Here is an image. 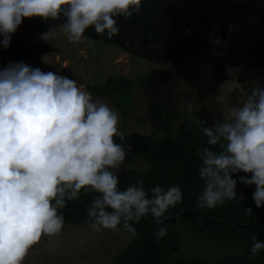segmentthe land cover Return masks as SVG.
Segmentation results:
<instances>
[{
    "label": "clouds",
    "instance_id": "obj_1",
    "mask_svg": "<svg viewBox=\"0 0 264 264\" xmlns=\"http://www.w3.org/2000/svg\"><path fill=\"white\" fill-rule=\"evenodd\" d=\"M141 5L142 0H0V47L9 48L23 19L33 17L63 18L60 33L48 28L39 34L45 42L62 33L68 43H78L90 27L111 40L119 34L117 18L139 14ZM210 42L219 45L221 38ZM185 108L190 114L192 103ZM119 122L116 111L74 78L23 60L0 68V264H23L42 237L59 235L65 219L60 210L82 191L92 194L86 222L94 232L123 228L135 239L139 233L131 222L151 215L160 226L156 240L167 235L166 213L183 193L179 185L159 184L149 192L142 178L119 187L132 151ZM198 130L208 146L201 153L203 188L195 207L212 210L243 200L238 183L254 186L251 198L257 208L264 206V86L252 87L211 124L200 118ZM252 212L246 207L245 215ZM251 241L249 253L257 258L264 241L255 235Z\"/></svg>",
    "mask_w": 264,
    "mask_h": 264
},
{
    "label": "trees",
    "instance_id": "obj_2",
    "mask_svg": "<svg viewBox=\"0 0 264 264\" xmlns=\"http://www.w3.org/2000/svg\"><path fill=\"white\" fill-rule=\"evenodd\" d=\"M262 0H142L139 14L125 19L117 18L119 34L111 40L97 35L90 27L84 37L101 40L117 46L130 55L148 60L158 66L170 64L186 67L191 55L210 51V60L217 57H231L230 52L213 53L215 37L221 42L227 34L228 25L246 19L251 9ZM60 21L44 22L39 17L24 18L19 26L27 36H39L48 28L60 26ZM236 78L239 83L247 84L264 78V42L246 41L237 48ZM57 52L49 43H32L14 33L10 47H0V68L6 64L23 60L43 71H55L54 66L44 60V55ZM235 63V62H231ZM57 73L66 75L64 69ZM134 81L124 75L107 77L101 84H89L91 93L107 98L121 111L123 117L131 106ZM158 122L147 134L130 132L125 134L132 145V152L147 165L146 169H126L120 173L119 187L142 178L146 190L159 184L161 186L179 185L182 202L169 208L164 221L167 235L159 241L153 233L160 227L148 215L134 224L139 235L130 241L125 249L115 257V264H264V251L257 258L249 253L255 235L264 241V206L257 208L251 198L254 186H237L243 200L226 202L222 207L212 210L197 209V196L203 188V180L198 176L201 153L206 138L199 132L200 115L186 110H174L160 103L149 104ZM183 120V121H181ZM122 131L123 129L120 128ZM243 174V173H241ZM235 178V177H234ZM91 195L81 192L79 199L68 201L60 210L64 224L84 225L86 209ZM246 207H251V215H245ZM194 220V223L192 222ZM177 225H189L197 238L204 242L214 241L228 252L212 262L207 255L176 254L182 244ZM120 231L127 233L120 229ZM128 234V233H127ZM129 235V234H128Z\"/></svg>",
    "mask_w": 264,
    "mask_h": 264
},
{
    "label": "rangeland",
    "instance_id": "obj_3",
    "mask_svg": "<svg viewBox=\"0 0 264 264\" xmlns=\"http://www.w3.org/2000/svg\"><path fill=\"white\" fill-rule=\"evenodd\" d=\"M53 31L60 33V27ZM15 33L32 43L54 45L57 52L44 55L45 62L54 66L56 72L64 69L67 76L74 78L82 89L89 92V84H101L110 76L124 75L133 80V97L125 118L107 98L90 92L119 114V127L125 134L150 132L158 122L151 112V103L186 110L185 105L191 102L192 112L211 124L214 117L227 114L232 106L240 104L252 87L257 84L264 86V78L247 84L239 83L236 78L240 56L237 48L246 41L264 42V0L254 5L245 20L229 24L224 40L217 46L216 53L229 51L234 60L216 55L210 60L212 55L207 51L191 55L186 67L158 66L136 58L115 45L86 37L72 44L62 33L49 42L43 41L40 35L27 36L19 27ZM146 167V163L131 151L121 171ZM177 229L181 233L182 244L176 254L209 255L212 262L217 263L222 255L230 251L229 246L232 250L231 245L221 248L214 241H202L189 225H177ZM129 241L130 236L120 230L96 233L88 224H64L59 235L42 237L29 250L23 264H115V257Z\"/></svg>",
    "mask_w": 264,
    "mask_h": 264
},
{
    "label": "water",
    "instance_id": "obj_4",
    "mask_svg": "<svg viewBox=\"0 0 264 264\" xmlns=\"http://www.w3.org/2000/svg\"><path fill=\"white\" fill-rule=\"evenodd\" d=\"M192 222L194 223V220L192 219ZM195 224V223H194Z\"/></svg>",
    "mask_w": 264,
    "mask_h": 264
}]
</instances>
